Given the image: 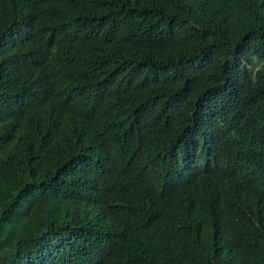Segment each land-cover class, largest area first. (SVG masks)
I'll use <instances>...</instances> for the list:
<instances>
[{
	"label": "trees",
	"instance_id": "trees-1",
	"mask_svg": "<svg viewBox=\"0 0 264 264\" xmlns=\"http://www.w3.org/2000/svg\"><path fill=\"white\" fill-rule=\"evenodd\" d=\"M0 264H264V0H0Z\"/></svg>",
	"mask_w": 264,
	"mask_h": 264
}]
</instances>
